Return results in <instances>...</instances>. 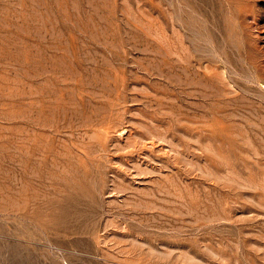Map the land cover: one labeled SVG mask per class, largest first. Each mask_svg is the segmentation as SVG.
I'll list each match as a JSON object with an SVG mask.
<instances>
[{"label": "rangeland", "instance_id": "374dc122", "mask_svg": "<svg viewBox=\"0 0 264 264\" xmlns=\"http://www.w3.org/2000/svg\"><path fill=\"white\" fill-rule=\"evenodd\" d=\"M0 264H264V0H0Z\"/></svg>", "mask_w": 264, "mask_h": 264}, {"label": "bare ground", "instance_id": "6f19581e", "mask_svg": "<svg viewBox=\"0 0 264 264\" xmlns=\"http://www.w3.org/2000/svg\"><path fill=\"white\" fill-rule=\"evenodd\" d=\"M116 34V33H115ZM119 34V33H118ZM185 37H187L186 35H184ZM123 39V38H122ZM183 40V39H182ZM189 41V40H188ZM191 44V43H190ZM193 44V43H192ZM208 45V44H207ZM195 49V48H194ZM219 49V48H218ZM127 51V50H126ZM123 52V51H122ZM194 53V52H193ZM114 54V53H113ZM112 54V55H113ZM126 54V53H125ZM219 54V53H218ZM221 54H222V52H221ZM116 55V54H115ZM127 55V54H126ZM149 55V54H148ZM193 55V54H192ZM117 57V56H116ZM127 58V57H126ZM193 58V57H192ZM118 59V58H117ZM115 60V59H114ZM126 60V59H125ZM81 61H82V59H81ZM80 61V62H81ZM124 61V60H123ZM178 61V60H177ZM187 61V60H186ZM191 61V60H190ZM194 61V60H193ZM75 62V61H74ZM81 63H83V61L81 62ZM126 63V62H125ZM77 64V63H76ZM79 64V63H78ZM94 64H95V62H94ZM124 64V63H123ZM170 64V63H169ZM186 64V63H185ZM194 64V63H193ZM83 65H84V63H83ZM97 65V64H96ZM96 65H95V68H96ZM139 65V64H138ZM172 65V64H171ZM200 65V64H199ZM81 66H82V64H81ZM85 66H87V65H85ZM97 66H99V65H97ZM164 66V65H163ZM168 66V65H167ZM79 67V66H78ZM84 67V66H83ZM169 67V66H168ZM188 67V66H187ZM198 67V66H197ZM125 68V67H124ZM206 68V67H205ZM79 69V68H78ZM85 69V68H84ZM139 69V68H138ZM169 69V68H168ZM183 69V68H182ZM80 70H81V68H80ZM86 70V69H85ZM148 70V69H147ZM201 70V69H200ZM206 70V69H205ZM49 71V70H48ZM146 71V70H145ZM166 71V70H165ZM194 71V70H193ZM203 71V70H202ZM170 72V71H169ZM206 72V71H205ZM91 73V72H90ZM127 73V72H126ZM157 73V72H156ZM202 73V72H201ZM213 73V72H212ZM87 74V73H86ZM129 74H130V72H129ZM149 74V73H148ZM154 74V73H153ZM183 74V73H182ZM181 74V75H182ZM187 74V73H186ZM90 75H92V74H90ZM118 75V74H117ZM134 76V75H133ZM81 77H83V76H81ZM97 77V76H96ZM130 77V76H129ZM184 77V76H183ZM186 77V76H185ZM184 77V78H185ZM91 78V77H90ZM99 78V77H98ZM102 78V77H101ZM121 78V77H120ZM119 78V79H120ZM133 78V77H132ZM136 78V77H135ZM177 78V77H176ZM181 78H182V76H181ZM189 78V77H188ZM216 78H217V75H216ZM221 78V77H220ZM223 78V77H222ZM84 79H86V78H84ZM89 79V78H88ZM105 79V78H104ZM169 79H171V78H169ZM76 80V79H75ZM90 80V79H89ZM100 80V79H99ZM222 80V79H221ZM168 81V80H167ZM177 81V80H176ZM115 82V81H114ZM61 83V82H60ZM66 83V82H65ZM102 83V82H101ZM108 83V82H107ZM196 83V82H195ZM95 84V83H94ZM114 84V83H113ZM68 85V84H67ZM73 85V84H72ZM97 85V84H96ZM115 85V84H114ZM181 85V84H180ZM197 85V84H196ZM113 86V85H112ZM74 87V86H73ZM96 87H98V86H96ZM125 87V86H124ZM115 88V87H114ZM118 88V87H117ZM192 88V87H191ZM182 89H183V87H182ZM118 90V89H117ZM64 92H66V91H64ZM127 92V91H126ZM76 93V92H75ZM74 93V94H75ZM60 94V93H59ZM196 94V93H195ZM47 95V94H46ZM120 95V94H119ZM171 95V94H170ZM224 95V94H223ZM101 96V95H100ZM202 96V95H201ZM206 96V95H205ZM79 97V96H78ZM197 97V96H196ZM60 98H62V97H60ZM64 98V97H63ZM73 98V97H72ZM77 98V97H76ZM93 98V97H92ZM52 99H53V97H52ZM71 99V98H70ZM82 100V99H81ZM109 100V99H108ZM234 100V99H233ZM78 102V101H77ZM85 103V102H84ZM112 105V104H111ZM110 105V106H111ZM49 106V105H48ZM54 106V105H53ZM109 106V105H108ZM115 106V105H114ZM86 107V106H85ZM48 109V108H47ZM46 109V110H47ZM55 109V108H54ZM64 109V108H63ZM82 109V108H81ZM81 109L79 110V111H81ZM53 110V109H52ZM73 110V109H72ZM85 110V109H84ZM89 110V109H88ZM108 110V109H107ZM110 110V109H109ZM157 110V109H156ZM92 111V110H91ZM115 111V110H114ZM117 111V110H116ZM237 111V110H236ZM84 112V111H83ZM97 112V111H96ZM48 113V112H47ZM85 113V112H84ZM102 113V112H101ZM233 113V112H232ZM79 114V113H78ZM80 114H82V112L80 113ZM111 114V113H110ZM234 115V114H233ZM118 117H120V116H118ZM115 118V117H114ZM113 118V119H114ZM108 119V118H107ZM115 119H117V118H115ZM69 120H71V119H69ZM153 120V119H152ZM155 120V119H154ZM161 121V120H160ZM68 122V121H67ZM118 122V121H117ZM159 122V121H158ZM47 123V122H46ZM154 123V122H153ZM156 123V122H155ZM78 124H80V123H78ZM98 124V123H97ZM112 124V123H111ZM148 124H150V123H148ZM159 124V123H158ZM47 125V124H46ZM66 125V124H65ZM63 126V125H62ZM109 126V125H108ZM107 126V127H108ZM150 127V126H149ZM159 127H160V125H159ZM112 128V127H111ZM55 129V128H54ZM82 129V128H81ZM87 129V128H86ZM154 129V128H153ZM164 129V128H163ZM53 130V129H52ZM57 130V129H56ZM104 130V129H103ZM172 130V129H171ZM46 131V130H45ZM95 131V130H94ZM142 131V130H141ZM156 131V130H155ZM166 131V130H165ZM169 131V130H168ZM106 132V131H105ZM151 132V131H150ZM154 132V131H153ZM197 132V131H196ZM140 133V132H139ZM142 134V133H141ZM176 134V133H175ZM104 135H105V133H104ZM140 135V134H139ZM148 135V134H147ZM159 135V134H158ZM163 135V134H162ZM101 136V135H100ZM142 136V135H141ZM161 136V135H160ZM103 137V136H102ZM165 137V136H164ZM79 138V137H78ZM101 138V137H100ZM173 138V137H172ZM149 139V138H148ZM161 139V138H160ZM159 139V140H160ZM101 140V139H100ZM104 140V139H103ZM130 141V140H129ZM158 141V140H157ZM170 142V141H169ZM97 143V142H96ZM130 143V142H129ZM135 143V142H134ZM152 144H153V142H152ZM101 146H102V144H101ZM130 146V145H129ZM105 148V147H104ZM156 152V151H155ZM132 154V153H131ZM135 154V153H134ZM155 154V153H154ZM136 157V156H135ZM150 157V156H149ZM162 157V156H161ZM165 158V157H164ZM139 159H140V157H139ZM133 161V160H132Z\"/></svg>", "mask_w": 264, "mask_h": 264}]
</instances>
